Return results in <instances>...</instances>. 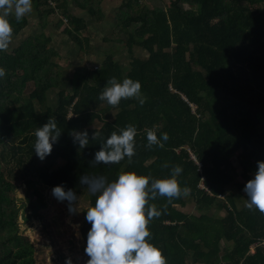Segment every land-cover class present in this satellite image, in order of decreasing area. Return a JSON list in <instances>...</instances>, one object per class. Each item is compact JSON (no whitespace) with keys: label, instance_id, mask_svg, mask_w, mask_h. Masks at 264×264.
Listing matches in <instances>:
<instances>
[{"label":"trees","instance_id":"trees-1","mask_svg":"<svg viewBox=\"0 0 264 264\" xmlns=\"http://www.w3.org/2000/svg\"><path fill=\"white\" fill-rule=\"evenodd\" d=\"M101 3L32 0L42 33L0 51L6 73L0 78V264H35L19 215L45 207L39 187L63 185L81 195L87 192L80 183L84 175H102L109 182L121 172L166 179L175 165L182 167L177 179L189 193L170 204L163 197L149 202L162 211L148 225L149 243L162 251L167 264H264V214L247 207L243 191L257 161H264V0H170L169 5L166 0H123L114 9L113 34L127 49L128 68L107 54L95 69L77 71L69 91L63 88L61 56L44 32V18L61 12L54 26L61 30L65 21L63 34L79 46L83 58L89 35L81 38L80 33L88 25L69 5L101 23ZM7 19L12 38L29 25L27 15L19 23L13 12ZM112 77L138 80L143 106L135 98L118 107L100 101ZM61 87L58 104L48 105V93ZM49 117L62 134L41 161L34 133ZM129 124L137 129L136 154L119 164L92 166L100 142L90 139L81 149L70 135L87 130L91 137L97 131L106 141ZM147 129L158 138L168 133L163 148L146 147ZM236 169H242L238 183ZM22 187L25 197L19 204ZM88 199L95 206L96 196L88 193ZM191 204L196 213L186 211ZM90 228L87 222L81 229L85 244Z\"/></svg>","mask_w":264,"mask_h":264},{"label":"clouds","instance_id":"clouds-1","mask_svg":"<svg viewBox=\"0 0 264 264\" xmlns=\"http://www.w3.org/2000/svg\"><path fill=\"white\" fill-rule=\"evenodd\" d=\"M33 8L32 0H0V51H6L13 37V28L7 17L14 11L16 22H20ZM5 69L0 68V78L5 76ZM141 83L130 78L118 82L112 77L107 81L99 95L100 101L109 106L118 107L122 100L137 99L141 106ZM36 156L45 160L58 143L61 131L55 118L49 117L47 123L35 131ZM73 142L81 149L86 148L90 139L100 142V150L94 154L90 162L92 166L99 164H119L126 157L130 161L135 156V137L137 129L127 125L119 134L112 132L104 140L101 133L94 131L89 137L87 130H73L70 133ZM148 149L153 146L163 148L169 139L167 132L158 138L155 130L147 129ZM163 167L168 168L165 163ZM183 169L179 165L171 168L170 178L154 179L150 176L137 175L135 172H121L114 182H109L102 175H84L80 183L86 185L87 192L96 196L95 206L86 210V221L91 224L87 233L85 254L89 258L86 264H167L162 251L149 243L151 232L149 223L159 218L162 211L149 202L157 197L167 198L170 204L174 199L187 195L189 188H181L178 176ZM243 191L247 194V207L264 214V161H257V171L249 180ZM52 195L59 202H68V211L75 214L76 202L79 198L71 189L65 190L63 185L55 186ZM167 204L163 211H166ZM147 238V239H146ZM66 264H72L69 259Z\"/></svg>","mask_w":264,"mask_h":264},{"label":"rangeland","instance_id":"rangeland-1","mask_svg":"<svg viewBox=\"0 0 264 264\" xmlns=\"http://www.w3.org/2000/svg\"><path fill=\"white\" fill-rule=\"evenodd\" d=\"M123 0H102L101 7L103 10L104 20L101 23H96L94 18L89 17L88 12L76 8L72 4L69 5V9L77 16L84 19L87 22V29L85 32L80 33V37H87L89 35V50L88 53L82 58L80 55L79 46L73 42L67 35L63 34V29L67 26L64 21V26L61 30H57L55 23L62 19V14L58 11V15L52 17H45L44 21H48L47 28L44 29L45 34H48L52 38V46L58 51L61 56L60 65L65 75V80L72 75L77 67L85 70L91 67L95 69L98 63V59L103 61L107 54H112L114 60L119 62L123 68H128L130 59L127 53V49L121 47L115 39H118V35L113 34L114 29V9ZM170 0H166V4L169 5ZM14 14V11H13ZM30 17V26L22 31L17 38H12L8 49H13L19 42L33 33H42L39 20L35 12L27 14ZM33 18V19H32ZM113 34V35H112ZM112 36L113 41H110ZM105 37H109L105 41ZM68 41V46L64 45V40ZM63 42L61 43V41ZM67 41V40H66ZM61 43V44H60ZM60 44L61 50L58 47ZM9 50V52H10ZM134 55L140 57L141 52L138 49H134ZM70 91L71 86L66 84L63 87ZM62 89H55L48 93V104H58V94ZM236 161H234L235 163ZM235 181H243L241 174L242 169H236ZM234 187V186H233ZM235 191V188H231ZM39 191L42 195V201L45 207L40 209L36 214L32 211L22 210L19 215V225L21 232L29 237L31 244L34 248L35 264H66L67 260H71L72 264H86L89 259L85 254L86 244L81 236V229L87 223L85 216L86 210L90 207L88 193L76 195L79 200L76 202L75 207L77 211L75 214H70L68 211V202H59L52 195V190L45 187H39ZM18 203L24 200V188L22 187L18 192ZM186 211L196 213V209L193 204Z\"/></svg>","mask_w":264,"mask_h":264},{"label":"crops","instance_id":"crops-1","mask_svg":"<svg viewBox=\"0 0 264 264\" xmlns=\"http://www.w3.org/2000/svg\"><path fill=\"white\" fill-rule=\"evenodd\" d=\"M33 19V18H32ZM28 20H29V26H30V17H28ZM38 25H40L39 23H38ZM41 27V26H40ZM42 30V29H41ZM39 33V32H38ZM37 32L36 33H33V34H31V35H36V34H38ZM67 40V41H66ZM70 39H65L64 40V45L62 46V47H66V46H68V41H69ZM63 42V40L61 41V43ZM60 43V44H61ZM60 44H59V48H60V50H61V46H60ZM102 61H101V58H99L98 59V63H94V65H98L99 63H101ZM83 67H85V70H86V66H83ZM80 70H82V69H80V67H77V69L76 70H74V72L72 73V75H71V77L69 76L68 77V79H67V84L68 85H71V80H72V78H73V76H74V74L77 72V71H80ZM83 71V70H82ZM55 90V89H54ZM57 90V89H56ZM49 105V104H48ZM50 106H55V104L54 105H50ZM251 252L253 253L254 252V249L252 248L251 249Z\"/></svg>","mask_w":264,"mask_h":264},{"label":"built area","instance_id":"built-area-1","mask_svg":"<svg viewBox=\"0 0 264 264\" xmlns=\"http://www.w3.org/2000/svg\"><path fill=\"white\" fill-rule=\"evenodd\" d=\"M69 116H71V114Z\"/></svg>","mask_w":264,"mask_h":264}]
</instances>
